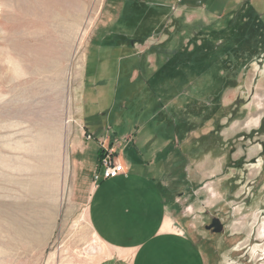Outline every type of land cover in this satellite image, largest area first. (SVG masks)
Here are the masks:
<instances>
[{"label": "rangeland", "instance_id": "374dc122", "mask_svg": "<svg viewBox=\"0 0 264 264\" xmlns=\"http://www.w3.org/2000/svg\"><path fill=\"white\" fill-rule=\"evenodd\" d=\"M119 150L203 264H264V0H0V264H95Z\"/></svg>", "mask_w": 264, "mask_h": 264}, {"label": "crops", "instance_id": "0c3cea01", "mask_svg": "<svg viewBox=\"0 0 264 264\" xmlns=\"http://www.w3.org/2000/svg\"><path fill=\"white\" fill-rule=\"evenodd\" d=\"M117 160L122 164L120 150ZM120 175L126 179L102 190L93 210L98 183L90 194L87 218L102 250L95 264H203L191 239L176 228L175 204L166 193L141 189L127 170Z\"/></svg>", "mask_w": 264, "mask_h": 264}, {"label": "built area", "instance_id": "2783aa9c", "mask_svg": "<svg viewBox=\"0 0 264 264\" xmlns=\"http://www.w3.org/2000/svg\"><path fill=\"white\" fill-rule=\"evenodd\" d=\"M90 134H88V138ZM125 167L117 159L110 156L102 157L99 160L97 171L93 175V183L96 185L100 179L114 178L125 173Z\"/></svg>", "mask_w": 264, "mask_h": 264}, {"label": "bare ground", "instance_id": "6f19581e", "mask_svg": "<svg viewBox=\"0 0 264 264\" xmlns=\"http://www.w3.org/2000/svg\"><path fill=\"white\" fill-rule=\"evenodd\" d=\"M55 13V12H54ZM63 14V13H61ZM57 15H60L59 13ZM58 16H56L57 18ZM77 17V16H76ZM63 19V18H62ZM64 21V20H63ZM62 22V21H61ZM74 22V21H73ZM57 24V23H56ZM65 24V23H64ZM65 28V27H64ZM72 30V29H71ZM74 35V33H73ZM70 39V38H69ZM52 136V134H49L48 138L50 139ZM45 157H48V156H45ZM45 157H43V159H45ZM43 167L45 166V162H43ZM46 167L48 168V164L46 165ZM49 169V168H48ZM64 171H65V166L64 164H62L60 166V171H58L59 173V178L62 177V174H64ZM56 178H57V172L55 173V176L54 175H48V177H46V183L45 184H41V183H35L34 186H32V189L35 190L36 192L38 193H42L44 195H47L49 197H51L52 199L55 197L56 193H57V186L59 183H56ZM49 179H53V183L52 185H48V182H49ZM95 234V233H94ZM98 241V238L95 237L93 238V242H96Z\"/></svg>", "mask_w": 264, "mask_h": 264}, {"label": "water", "instance_id": "95a60500", "mask_svg": "<svg viewBox=\"0 0 264 264\" xmlns=\"http://www.w3.org/2000/svg\"><path fill=\"white\" fill-rule=\"evenodd\" d=\"M206 229L212 230L213 232H221L223 230V223L219 218H213L209 225L205 226Z\"/></svg>", "mask_w": 264, "mask_h": 264}]
</instances>
